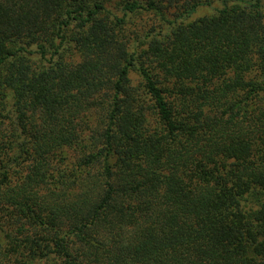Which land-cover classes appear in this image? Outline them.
<instances>
[{"label": "trees", "instance_id": "trees-1", "mask_svg": "<svg viewBox=\"0 0 264 264\" xmlns=\"http://www.w3.org/2000/svg\"><path fill=\"white\" fill-rule=\"evenodd\" d=\"M0 264H264V0H0Z\"/></svg>", "mask_w": 264, "mask_h": 264}, {"label": "rangeland", "instance_id": "rangeland-1", "mask_svg": "<svg viewBox=\"0 0 264 264\" xmlns=\"http://www.w3.org/2000/svg\"><path fill=\"white\" fill-rule=\"evenodd\" d=\"M222 8H223V4L221 2H215L210 6L200 7L193 14H191V16L186 18V22L188 23V22L194 21L203 16L213 15ZM144 18L145 20H147L146 18L148 17H146L145 15Z\"/></svg>", "mask_w": 264, "mask_h": 264}]
</instances>
